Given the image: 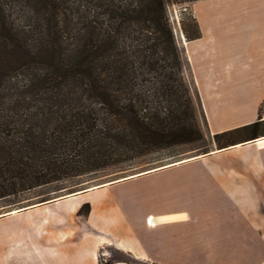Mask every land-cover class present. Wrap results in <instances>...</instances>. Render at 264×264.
<instances>
[{
  "label": "trees",
  "instance_id": "1",
  "mask_svg": "<svg viewBox=\"0 0 264 264\" xmlns=\"http://www.w3.org/2000/svg\"><path fill=\"white\" fill-rule=\"evenodd\" d=\"M168 2L0 0V199L207 138ZM260 136L261 115L211 141Z\"/></svg>",
  "mask_w": 264,
  "mask_h": 264
},
{
  "label": "crops",
  "instance_id": "2",
  "mask_svg": "<svg viewBox=\"0 0 264 264\" xmlns=\"http://www.w3.org/2000/svg\"><path fill=\"white\" fill-rule=\"evenodd\" d=\"M193 11L202 35L188 40L182 31L184 48L212 133L253 122L242 115V97L264 90V0H198ZM256 144L157 167L174 166V173L206 177L214 186L204 194L220 205L200 206L196 215L187 209L143 212L147 191L132 184L157 168L65 195L19 200L0 215V264H106L103 249L109 264H141L132 257L161 264L154 230L172 224L174 252L183 258L176 264H264V147ZM86 203L90 212L81 214Z\"/></svg>",
  "mask_w": 264,
  "mask_h": 264
},
{
  "label": "rangeland",
  "instance_id": "3",
  "mask_svg": "<svg viewBox=\"0 0 264 264\" xmlns=\"http://www.w3.org/2000/svg\"><path fill=\"white\" fill-rule=\"evenodd\" d=\"M196 1L198 0L185 1L182 3L178 2V0H169L168 12L174 28L175 36L186 58L185 74L190 80L192 87L195 90H198L192 76V67L190 61L186 57L184 48L186 39L182 34V19L186 18L187 20V17L190 15V10L194 14L193 6ZM262 92L264 93L263 87H260L258 90V96L248 97L247 95H244L242 97V106L244 110L242 115L244 118H250L254 121H256L260 115L264 118V94L261 95ZM200 99L201 106L199 108V119L201 126L207 136L205 140L177 145L135 158L133 160L121 161L95 172L71 177L14 196L2 198L0 199V215L9 211L15 202L25 198L41 194H45V196L65 195L79 189L90 188L104 183H109L111 181L123 179L148 169L185 161L191 159L192 157L204 154L202 153L203 149H212L211 151L219 149L217 148V145L211 141L212 135L215 133H212L210 129V124L201 96ZM229 115H239V113L235 112L230 113ZM262 137H258L249 141H256V145L259 148H262L264 145H260L258 143V139ZM174 169L177 168L174 166L163 167L160 169L157 168L155 169L157 172L149 174L145 179H141L139 183L137 182V184H132V188L140 190L141 192L147 191V199H143L142 207V210L146 215L150 212L157 213L160 211H173L179 209H187L196 215L197 209L200 208V206H203L206 209L209 207L208 210L218 206V204L221 202L219 198H214L211 200L204 194L205 191L213 189L212 187H214L210 185L208 186L206 177L180 176L174 173ZM190 177L194 178L193 182L191 181L192 179ZM48 192H52V194H49ZM212 217L218 218L219 215L214 213ZM154 233L156 234L157 238L160 239V245L155 248L154 251L157 261H159L161 264H176L177 261L183 259L178 257V254L174 252L173 224L157 226V229L154 230ZM105 252L106 250L103 249L102 261L106 264H109L110 260L107 258V255L103 254ZM111 255H113L111 258H118V253L116 251H112ZM137 263L143 264L142 262L138 261Z\"/></svg>",
  "mask_w": 264,
  "mask_h": 264
},
{
  "label": "bare ground",
  "instance_id": "4",
  "mask_svg": "<svg viewBox=\"0 0 264 264\" xmlns=\"http://www.w3.org/2000/svg\"><path fill=\"white\" fill-rule=\"evenodd\" d=\"M258 143L260 144V145H264V139H259L258 140ZM155 220L153 219V218H150V222L151 223H153Z\"/></svg>",
  "mask_w": 264,
  "mask_h": 264
},
{
  "label": "water",
  "instance_id": "5",
  "mask_svg": "<svg viewBox=\"0 0 264 264\" xmlns=\"http://www.w3.org/2000/svg\"><path fill=\"white\" fill-rule=\"evenodd\" d=\"M132 259H133L134 261H136V262L138 261L136 258H133V257H132ZM138 262H141V261H138Z\"/></svg>",
  "mask_w": 264,
  "mask_h": 264
}]
</instances>
